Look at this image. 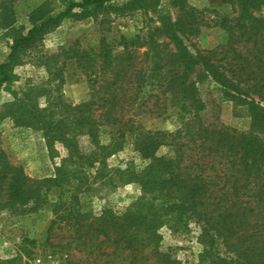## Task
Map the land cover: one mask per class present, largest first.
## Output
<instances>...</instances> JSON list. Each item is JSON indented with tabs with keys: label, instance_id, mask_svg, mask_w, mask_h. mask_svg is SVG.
<instances>
[{
	"label": "trees",
	"instance_id": "16d2710c",
	"mask_svg": "<svg viewBox=\"0 0 264 264\" xmlns=\"http://www.w3.org/2000/svg\"><path fill=\"white\" fill-rule=\"evenodd\" d=\"M14 1L0 0V29L13 38L0 63V91L17 80L15 68L64 20L158 2L128 0L117 6V0H45L30 11L31 27L24 32L15 26ZM221 1L231 4L236 15L210 17L187 0H175L180 10L175 20L161 14V24L145 36L122 37L120 50L103 37L98 49L75 51L72 56L90 83L86 101L64 99L62 68L49 89L35 84L21 93L12 89L13 99L4 104L1 116L41 131L52 157L56 143L67 155L54 176L32 178L0 149V212L24 206L38 211L48 191L72 185L88 168L104 163L116 151L114 144L97 139L99 127L107 124L115 127L116 139L135 135L134 147L146 163L141 169L127 167L120 177L138 183L141 194L123 213L105 209L99 216L76 208V193L72 200L56 201L49 236L65 230L81 244L102 238L101 243L113 247L111 254L124 256L127 264H179L161 249L160 228L177 231L194 223L201 245L197 264H264V17L255 14L264 0ZM202 26L223 29L225 40L192 50L186 39L200 34ZM206 80L220 85L227 99L248 107V131L205 122L198 84ZM148 87L156 92L147 111L162 115L174 108L180 120L176 130L148 129L137 118V104ZM42 96L43 106L38 101ZM82 134L95 142L91 152L80 149ZM163 147L169 151L159 154Z\"/></svg>",
	"mask_w": 264,
	"mask_h": 264
},
{
	"label": "rangeland",
	"instance_id": "374dc122",
	"mask_svg": "<svg viewBox=\"0 0 264 264\" xmlns=\"http://www.w3.org/2000/svg\"><path fill=\"white\" fill-rule=\"evenodd\" d=\"M43 1L45 0H15V26H23L26 32L31 27L28 19L30 11ZM157 1V5L151 2L147 7L134 10L110 8L95 17L83 20L66 19L55 30L46 34L39 48L22 65L15 68L17 80L0 91V149L6 152L11 162L23 166L30 177L43 178L54 176L55 167L67 155V149L61 143H56L52 157L41 131L18 125L9 117L1 116L4 104L13 99L12 89L21 93L27 84L42 85L49 89L54 85L50 81L57 79V69L62 68L64 83L59 90L64 99L73 104L90 99V83L72 54L77 50L98 49L103 37L116 50H120L122 37L145 36L152 27L161 24V14L175 20L180 13L175 0ZM126 2L128 0H117L115 5L123 6ZM187 2L198 9H204L210 17L236 15L233 6L221 0ZM255 14L264 17V6L255 11ZM225 37V31L217 26H202L200 34L188 37L186 43L192 50H205L223 42ZM12 41L13 38L0 29V63L7 59ZM47 58L49 59L43 64ZM198 89L205 103L202 115L206 123L219 127L229 126L238 131L250 129L248 107L227 99L220 85L206 80L198 84ZM155 92L148 87L143 93L137 104V108L140 107L136 108V111H141L137 118L148 129L176 130L180 126V120L174 108L168 109L162 115L147 111L155 100L151 96ZM38 101L43 106L46 97L42 96ZM97 132L100 144L112 143L116 148L115 153L107 156L104 163H97L84 174L81 173L80 179L77 177L72 180L73 186L48 191L47 202L38 211L32 212L29 210L30 206H24L18 209L7 208L0 212V260L8 262L7 264H127L124 256L116 258L111 254L113 247L106 242L101 243L102 238L81 244L71 241L70 232L65 230H58L52 236L47 232L54 218L52 203L72 200L75 193L77 198L72 200L74 206L96 216L101 215L105 209L121 214L141 194L138 183L121 180L120 177L127 167L141 169L146 163L134 147L135 135L129 133L116 139L115 127L107 124L101 125ZM77 140L84 152H91L96 147L88 134L79 135ZM168 151L167 147H163L159 154ZM79 184L80 190L76 188ZM198 232L199 228L194 223L177 231L164 225L160 228L161 249L170 252L179 264H197L201 249L197 241Z\"/></svg>",
	"mask_w": 264,
	"mask_h": 264
},
{
	"label": "built area",
	"instance_id": "2783aa9c",
	"mask_svg": "<svg viewBox=\"0 0 264 264\" xmlns=\"http://www.w3.org/2000/svg\"><path fill=\"white\" fill-rule=\"evenodd\" d=\"M38 261L40 262V259H38Z\"/></svg>",
	"mask_w": 264,
	"mask_h": 264
}]
</instances>
